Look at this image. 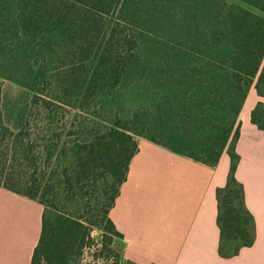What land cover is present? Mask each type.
Segmentation results:
<instances>
[{
  "label": "trees",
  "instance_id": "1",
  "mask_svg": "<svg viewBox=\"0 0 264 264\" xmlns=\"http://www.w3.org/2000/svg\"><path fill=\"white\" fill-rule=\"evenodd\" d=\"M263 56L264 0H0V79L30 92L14 128L0 82V186L43 206L30 264H79L92 229L119 264L109 212L140 138L211 167L225 151L218 253L252 245L236 143L250 87L264 98ZM130 83L149 104L122 119ZM250 120L264 130V101Z\"/></svg>",
  "mask_w": 264,
  "mask_h": 264
},
{
  "label": "crops",
  "instance_id": "2",
  "mask_svg": "<svg viewBox=\"0 0 264 264\" xmlns=\"http://www.w3.org/2000/svg\"><path fill=\"white\" fill-rule=\"evenodd\" d=\"M264 64V56L262 60ZM252 85L240 110L235 177L243 185L255 239L229 258L218 253L217 199L229 170L224 151L214 167L147 139L129 163L109 216L123 234L121 259L135 264H264V130L250 120ZM43 206L0 186V264H30Z\"/></svg>",
  "mask_w": 264,
  "mask_h": 264
},
{
  "label": "rangeland",
  "instance_id": "3",
  "mask_svg": "<svg viewBox=\"0 0 264 264\" xmlns=\"http://www.w3.org/2000/svg\"><path fill=\"white\" fill-rule=\"evenodd\" d=\"M1 82V107L6 124L16 128L18 119L24 115L28 101L30 99V92L19 83L0 79ZM149 92V91H148ZM119 104L122 110L118 112L122 119L130 118L133 111L141 106H148L149 93H145L138 85L132 83L124 86L120 90ZM113 108H116L113 105ZM109 116V114H106ZM101 231L92 229V242L83 250L79 264H114V259L106 258L100 254V238ZM113 248L119 247V241H116ZM119 264H126L120 259Z\"/></svg>",
  "mask_w": 264,
  "mask_h": 264
}]
</instances>
